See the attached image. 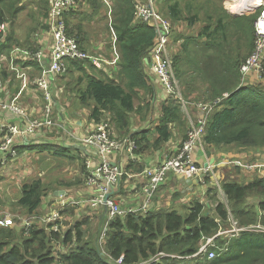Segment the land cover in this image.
<instances>
[{"label": "trees", "instance_id": "16d2710c", "mask_svg": "<svg viewBox=\"0 0 264 264\" xmlns=\"http://www.w3.org/2000/svg\"><path fill=\"white\" fill-rule=\"evenodd\" d=\"M44 1L41 0L39 4L42 5ZM88 1L95 12L106 6L103 0ZM109 1L113 5L112 27L120 54V80L110 78L95 65L88 67L86 61L69 60L68 79L76 86H72L73 91L68 90L85 104H94L93 119L101 121L107 116L115 128L126 132V135L131 134L137 142L138 154L164 148L174 137L173 129L184 133V142L189 128L187 116L181 102L169 95L161 104L162 114L156 127L145 133H132V113L140 114L143 110L142 106L135 105L136 100L142 101L149 96L146 107L150 108V100L155 93L147 66L150 61L147 62L146 58L150 59L157 30L152 24L137 18V0ZM22 2L0 0V23L10 22L13 26L22 11L19 6ZM161 2L156 0L155 4ZM157 5L159 12L173 24L187 22L194 29L197 23H205L199 34L184 38L181 49L182 52L184 48L188 49L187 57L180 54V49L172 58L186 99H190L189 92L196 91L185 78L190 71L207 74L214 90L212 94L201 96L205 101L223 97L224 92L229 94L209 117L203 137L205 146L264 148V66L257 85H244L246 81H243L241 71L242 64L255 46V21L260 11L235 16L224 7L223 0H164L162 5ZM72 15L65 16L67 31L80 44L82 42V48L85 49L87 37L82 29L74 27ZM4 35L0 32V42L5 38ZM190 45L199 47L203 54L202 64L201 60L198 65L189 61V56L194 53ZM5 49L6 45L2 47V50ZM213 59L217 60L214 61L216 65L207 71V64ZM194 99L200 100L199 96H194ZM209 185L213 187L209 188L208 194L216 204L215 215L212 211L207 214V204L195 199L190 206L182 208V212L177 209H159L149 211L146 216L118 217L109 224L105 243L100 240L101 228L95 236L89 237L84 232L83 222H77L64 235L48 233L37 227L30 236H25L24 231L15 227H0V264H116L122 254L125 255V264H138L162 252L166 256L153 264H169L171 256L175 255L184 257L178 259L200 257L201 264H264V231L259 230L242 231L239 237L231 240L220 235L208 246L206 253L197 255L208 238L215 237L220 230L231 228L232 217L239 227L257 223L264 225L263 178L251 183L245 180L225 181L220 183V187L210 181ZM160 188L161 185L156 192ZM220 189L227 203L221 201ZM47 191L42 179L26 183L22 186L17 203L33 214L40 207ZM256 193L262 197L254 205L250 199ZM58 241L63 245L60 248L55 246ZM55 251L62 254L57 257ZM212 251L216 253L214 258L209 257Z\"/></svg>", "mask_w": 264, "mask_h": 264}, {"label": "crops", "instance_id": "0c3cea01", "mask_svg": "<svg viewBox=\"0 0 264 264\" xmlns=\"http://www.w3.org/2000/svg\"><path fill=\"white\" fill-rule=\"evenodd\" d=\"M28 0H23V2L19 5L21 10L25 7V2ZM33 5H36L38 0H31ZM105 7L103 6V10L98 9L95 10L90 6V2L88 0H79L77 7L72 10L67 15H72L73 19L72 22L74 27L77 29H82L87 37L86 46H90L93 53H96L100 56H103L109 60H113L116 58V52L119 55L117 65H106L104 69L98 68L99 71L104 72L110 78L118 79L119 77V65H120V54L117 49V43L114 42V35L112 29L113 19L111 18V13L113 10V5H108L105 0ZM109 1V0H107ZM142 1V0H137ZM136 1V2H137ZM110 2V1H109ZM156 2V0H155ZM164 0L161 3H157L162 5ZM41 3V0L39 1ZM111 3V2H110ZM226 3V1H225ZM157 4L156 7L158 6ZM224 7L235 16L242 15L240 13H236L233 11L229 4H224ZM39 12L32 9L31 13L35 16L36 20H43V23L39 24V22L34 26L31 24L29 26L28 31L24 32L21 24L16 19L13 26L9 22V30L6 37L0 42V87L3 91L0 92V99L1 100H9L12 99L14 96L21 92L23 88V80L19 78L14 70L11 69L12 66H16L19 69H23L29 77L30 83L26 89L21 93L20 101L23 105L31 112V116L35 117H42L44 114V98L42 96L41 90L34 86L32 80L34 76L41 72V68L43 65H48L51 58V50L53 45V37L49 30L48 25V12L50 3L49 0H45L42 5L37 4ZM86 10V11H85ZM89 11V13L87 12ZM245 14V13H243ZM66 15V17H67ZM65 17V18H66ZM113 17V16H112ZM165 17V16H164ZM166 18V17H165ZM110 19L109 23L105 24L103 35L104 39L100 42L91 43L90 37L93 38V32L90 30L92 23L98 21L107 22ZM167 19V18H166ZM140 20V19H139ZM169 20V19H168ZM170 21V20H169ZM172 26V34L171 40L179 41L180 49L184 42V38L191 36L194 34V30L198 28V25L205 23H197L196 27L193 29L189 26L187 22H180L179 24H173L171 21ZM42 25V26H41ZM34 26V27H33ZM44 26V27H43ZM202 29V28H201ZM176 31V36H173V32ZM200 32V31H199ZM199 32L197 34H199ZM179 35V39L177 37ZM93 40V39H92ZM98 40V39H96ZM117 41V40H116ZM171 44V41H170ZM169 44V52L171 54ZM6 45V49L2 50V47ZM81 42V46H82ZM17 46L35 49V50H42L44 52L45 58L41 62L36 61H25L21 58H16L11 54V50ZM98 46V47H96ZM96 47V48H95ZM95 49V51H93ZM187 50L184 48V51L181 52L182 56L187 57ZM176 51V49H174ZM180 51V50H179ZM178 51V52H179ZM90 52V51H89ZM177 52V53H178ZM176 53V54H177ZM151 57V54H150ZM15 60V63L12 61ZM149 77L154 84L155 93L154 96L151 97L150 100V108L145 109L142 115H137L136 113H132V133H145L148 130H153L154 127L159 123V118L162 114L159 109H161V104L168 98V94L164 91L163 85L161 81L157 78V76L153 72L152 62L147 65ZM72 72V71H71ZM70 72V73H71ZM201 79L199 87L196 89L197 92H189L188 95L190 99H194V96L204 95V94H212L214 88L212 84H210L209 78L206 77L207 74H201L200 72L197 73ZM115 75V77H113ZM63 77L60 82L57 80ZM57 77L53 83V93L56 99V106H55V117L58 118V121L61 122V125L58 127L56 132H52L53 139H47L45 141H39L38 136L28 138V141L20 142L17 146L18 157L21 156V152L23 153L24 158L29 155L28 151L26 150L29 147H36L38 146L39 151H46L49 154H57V150L59 148H64L67 150H75L77 152V166L76 168L71 170L70 178L67 184L64 185L65 188L61 189V181H52L46 182L45 178L48 175V171L44 169H38L37 176L35 179L29 181V179H25L24 182H17L16 185L9 186L6 185L7 179L10 178V171L12 167L17 163L19 158H13L12 155L8 156V162L5 166L0 167V209L7 210L10 213L17 215V221L23 223L26 219H34L35 226L34 228L39 227L40 229L46 230L48 233H60V235H64L69 229L73 228L76 225V222H83V228L88 229L89 227L94 230V232L99 231L100 228L102 229L100 234V240L106 241V238H102V234L106 229V222H107V212L104 210L98 213L99 210L93 211L91 208L85 206H78V207H68L60 211V217L57 221L52 222L45 220L43 217L46 215H51L53 212L59 211V197L60 192L66 191L70 196L74 198H86L92 196L95 191L93 188L89 186L87 183L86 175H87V165L86 161L87 158H93L95 161H99L98 154L93 152L88 148L89 154L84 149L83 145L79 144L77 140L75 141V136L77 135H88L92 132L96 122H109L107 120V116H104L101 121H97L92 118V110L94 108V104H85L80 97H78L75 93H72V86H76V83H72L70 81L69 75L67 76H60ZM68 79V80H67ZM255 76V74L248 75L246 80V84L248 86L257 85L260 81ZM61 84V85H60ZM70 89V90H68ZM39 93L41 98H39ZM61 93V94H60ZM226 93V92H224ZM183 94V93H182ZM65 97H69L68 104L69 108H67L64 104H61L60 99L64 103ZM149 97V96H147ZM200 100L202 99L199 96ZM207 99V96H206ZM197 100L195 102H190L191 106L189 108H185L186 116L188 120V124L191 126L192 122L197 120L199 109L197 107ZM205 101V99H202ZM210 101V100H206ZM139 101L136 100L135 105L139 106ZM76 104V105H75ZM73 106V108H72ZM191 109V110H190ZM159 112V115L157 113ZM12 117L9 118L7 114L0 110V122L3 121H15ZM63 123V124H62ZM112 125V124H111ZM58 131V132H57ZM116 132L121 137H124L126 132L119 131L116 128ZM174 137L171 139L170 143L167 144L164 148L159 151H147L143 152L142 154L135 153L131 154L128 150V147L122 148L119 152L115 153L111 156L113 162L118 164L123 169V176L119 183L112 187L111 196L114 198L118 203L128 206H140L146 199V192H145V185L147 183V179L144 176V171L147 168L154 167L160 161L164 160L167 155L175 153L181 143L184 140V133L180 132L179 130L173 129ZM51 135V136H52ZM57 135V137H54ZM131 134H128L127 137H131ZM1 136V134H0ZM62 136L64 141H62ZM132 138V137H131ZM133 139V138H132ZM135 140V139H133ZM39 141V142H38ZM45 148V149H44ZM26 151V152H25ZM53 158L52 156H49ZM55 158V157H54ZM197 161L201 164L206 162L214 163L216 174L219 177L220 183L225 181H236V180H245L246 182H253L257 178H262L259 170L257 169H247L245 167L235 165L233 162L239 161L242 164L246 163H264V148L262 147H249L243 148L237 145H228L224 147H212L208 148L203 143L199 145L197 152H196ZM66 166V165H65ZM55 170H57V164L54 165ZM43 174H46L44 177ZM42 179L43 183L48 189V193L44 196L43 201L40 207L33 213H28L25 208L20 206L17 202L19 201L21 194H22V186L26 183H31L35 180ZM209 180L206 185H201L197 178H189L184 177L181 175H176L174 173H169L164 182V184L160 190L163 192L157 197H154L150 205L149 211H155L159 209H177L182 212V208L190 206V203L195 199H199L201 202L207 204V214L215 215V202L210 199L208 194L210 187ZM214 182V181H212ZM47 183V184H46ZM215 183V182H214ZM161 184V185H162ZM221 189L219 190V192ZM218 194V193H217ZM221 196V192L219 193V197ZM222 197V196H221ZM262 195L254 194L251 196L250 201L257 205L260 201ZM221 199V198H220ZM221 201H224L221 199ZM249 201V203H250ZM227 203V200L224 201ZM11 207V208H9ZM210 210V211H209ZM259 214L262 215V210L259 209ZM232 216V214H231ZM96 222L97 226L94 225ZM58 226L59 230L57 231L55 227ZM94 226V227H92ZM18 227V226H17ZM15 227V228H17ZM10 228V227H5ZM33 228V229H34ZM32 229V230H33ZM24 231L25 236H30V233H27L24 228H21ZM20 230V231H21ZM258 231V230H255ZM96 235V234H95ZM94 236L91 234L89 237ZM225 237V236H224ZM230 240L234 237L226 236ZM228 240V241H230ZM55 246L57 245L55 242ZM226 246V244H224ZM68 252V251H66ZM203 255V254H202ZM172 259L170 260H178L177 257L171 256ZM184 264H188L189 259L185 258ZM172 264L171 261L168 262ZM179 264V263H175Z\"/></svg>", "mask_w": 264, "mask_h": 264}, {"label": "built area", "instance_id": "2783aa9c", "mask_svg": "<svg viewBox=\"0 0 264 264\" xmlns=\"http://www.w3.org/2000/svg\"><path fill=\"white\" fill-rule=\"evenodd\" d=\"M108 5L111 3L105 0ZM79 0H49V17L48 25L53 37L51 58L48 65H43L40 74L34 76L32 83L42 92L44 98V114L42 117L31 116V112L20 101L22 92L30 83L28 74L16 66H12L19 78L23 80L21 92L9 100L0 99V110L3 111L15 121L0 122V167L8 162V156L18 157L16 145L20 142L28 141V138L34 136H46L52 134L61 125L58 118L55 117L56 99L53 93V83L58 76L65 75L68 70L69 60L90 61L97 68L104 69L106 65H117L119 55L116 52V58L109 60L96 53L83 49L77 38L70 35L67 31L66 14L74 10ZM233 11L236 13H253L260 11L255 21V46L251 54L241 66L243 81H246L248 75L255 74L261 80L264 66V0H227ZM235 7V8H233ZM135 15L138 19L148 22L155 26L157 38L154 48L151 52V62L154 74L161 81L164 91L172 98L177 99L184 106L185 102L182 97L180 81L175 73L172 56L169 55V44L171 41L172 26L168 19L159 12L155 5V0L137 1L135 5ZM8 24L0 23V32L6 34ZM114 42L117 40L116 33L112 27ZM11 54L16 58L25 61L41 62L45 56L42 50L15 47ZM15 63V60H12ZM0 64V68H1ZM3 91L0 87V92ZM225 93L223 97H218L213 101L197 102L199 114L197 120L192 122V126L187 132V139L182 143L175 153L167 155L164 160L160 161L154 167L147 168L144 176L147 179L145 185L146 199L140 206H121L111 196L112 187L117 185L123 176V169L113 162L111 156L119 152L122 148L128 147L131 154L135 153L137 148L136 141L131 137L124 139L116 138L111 134L112 125L109 122H96L92 132L88 135H77L75 141L81 144L89 154L90 150L98 154L99 161L93 158H87V183L94 189L95 193L86 198H74L66 191L60 193L59 206L60 210L46 215L43 218L55 222L60 217V211L68 207L87 206L93 211L101 208L107 212L106 229L102 238L106 237L109 224L113 219L126 217L128 215H144L149 213L150 205L153 200V194L159 188L169 173L181 175L189 178H197L201 185H206L209 180L214 181L219 187V177L215 171L214 163L206 162L201 164L197 161L196 152L199 145L203 144V137L209 122V117L213 114L223 101L228 97ZM63 124V123H62ZM90 148V150H88ZM83 149V151H84ZM235 165L247 169L259 170L264 179V163H246L239 161L233 162ZM109 197V198H108ZM17 215L7 210L0 209V227H17L20 223L17 221ZM36 218V217H35ZM26 219L21 223V227L27 233L35 226L34 219ZM232 226L228 230H220L215 237L208 238L206 243L201 247L197 255L201 256L208 251V246L213 240L220 236L239 237L242 231L259 230V226L239 227L235 219H231ZM55 229L58 231L59 227ZM102 243L104 241H101ZM166 256L165 253H159L154 257L142 260L138 264H153ZM184 258L181 256H177ZM214 251L209 253L210 258H214ZM116 264H125V255L122 254Z\"/></svg>", "mask_w": 264, "mask_h": 264}, {"label": "rangeland", "instance_id": "374dc122", "mask_svg": "<svg viewBox=\"0 0 264 264\" xmlns=\"http://www.w3.org/2000/svg\"><path fill=\"white\" fill-rule=\"evenodd\" d=\"M39 1H37L36 5H33V2L31 0H28L26 1L24 4H25V7L24 9L21 11L20 13V16L18 18V21L19 23L21 24L24 32L28 31L29 29V26L31 24H34V26L39 22V24L43 23L44 19L43 20H39L35 18V16L32 15L31 13V10L34 9L36 10L37 12H39V9L37 7V4L39 6ZM225 1L227 2V0H223L224 4ZM157 8V7H156ZM235 8V7H233ZM158 10V9H157ZM86 11V10H85ZM159 11V10H158ZM89 13V11H87ZM112 13H111V18L113 19L112 17ZM106 23H109L110 25V19L109 21L107 22H104L103 20L102 21H98V22H95V23H92L91 27H90V30L93 32V38L90 37V41H92L91 43H94L95 45H97L96 43L100 42L102 39H104V35H103V31H104V27H105V24ZM200 23H203V22H200ZM33 26V27H34ZM42 26V25H41ZM44 27V26H43ZM203 27V24H200L198 25V28L194 30V34H197L201 28ZM112 30V29H111ZM176 31L173 32V36H176ZM93 39V40H92ZM98 39V40H96ZM234 39V38H233ZM180 44L181 42L179 41H173V39L171 40V44H170V50H171V54L169 53L170 56H172V58L174 57V55H176V53L180 50ZM88 49H91L90 46H86ZM98 47V46H96ZM95 47V48H96ZM189 48H191V50H193V54H191L189 56V61L190 62H194L196 65H198L199 61L202 59L203 57V54L199 51V47L196 45H190ZM86 49V48H85ZM174 49H176V51H174ZM87 50V49H86ZM92 50V49H91ZM91 50H87V51H90L92 52ZM93 51H95V49H93ZM250 55V54H249ZM248 55V56H249ZM247 56V57H248ZM214 61H217L215 59L209 61V63L207 64V71L209 69H212L216 64L214 63ZM87 62V66L89 67L90 65H94L92 62L90 61H86ZM201 64H202V60H201ZM222 65V64H221ZM98 69V68H97ZM68 73H69V70L68 72L63 75L64 77L67 75L68 76ZM76 75H78V72L75 73ZM72 74L70 75V79L72 78L71 77ZM60 77V76H58ZM115 77V76H113ZM63 77H60L57 82H60L62 81ZM186 81L187 82H190L191 83V88L192 89H197L199 87V84L201 82V79L198 75H197V72H194V71H190V73H187L186 76ZM179 79V78H178ZM60 80V81H59ZM68 80V79H67ZM180 81V80H179ZM61 85V84H60ZM180 87H181V84H180ZM182 88H183V84H182ZM182 91V90H181ZM197 92V90L195 91ZM61 94V93H60ZM182 94V93H181ZM199 96L201 97L202 95L199 94ZM182 97H183V100L185 102V105L183 106V109L185 110V108H189L191 106L190 102H195L197 100H194V101H191V99H186L184 97V95L182 94ZM39 98H41V95L39 93ZM62 99H60V102L61 104H64L67 108H69V105L67 102H68V99L69 97H65V100H64V103L62 102ZM149 100V97L142 101L138 100L139 101V107L142 106L143 110H141L142 112L140 114H137V115H142L144 110L145 109H148V107H146V102ZM201 101H204V100H200L199 102ZM76 105V104H75ZM73 108V106H72ZM191 110V109H190ZM159 111H161V109H159ZM186 112V110H185ZM157 115H159V112L157 113ZM192 126V125H191ZM112 130H111V134L113 133V136L116 137V138H121V139H124V138H127L128 135H125L124 137H121L120 135L117 134L116 132V128L115 126L112 124ZM58 129V128H57ZM190 129V125H189V128L188 130ZM56 132V131H54ZM58 132V131H57ZM188 132V131H187ZM52 134L50 135H46V136H40L39 137V141H45L47 139H53V135L51 136ZM54 137H57V135H55ZM38 141V142H39ZM62 141H64V138L62 136ZM136 150L138 149V145H137V142H136ZM180 147V146H179ZM45 149V148H44ZM29 153V155H27L25 158L23 156V153L21 152V156L18 157L19 160L17 161V163L12 167L11 171H10V178L7 179L6 181V185L9 186V184L11 186H14L17 184V182H24L25 179H29V181L33 180L36 178L37 176V170L38 169H44V170H47L48 171V175L47 177L45 178V181L46 182H49V181H52L53 183H55V181H61L59 183H61V189L62 188H65L64 185L68 183L69 181V178H70V173H71V170L76 168L77 166V159L78 157L76 156L77 155V152L75 150H67V149H64V148H59V150H57V154H49V152H46V151H39V148L38 146L36 147H29L26 149ZM135 150V151H136ZM26 152V151H25ZM49 156H54L53 158H50ZM16 159V158H15ZM57 164V170H55L54 168V165ZM66 165V166H65ZM44 177L46 176V174H43ZM47 184V183H46ZM165 184V183H164ZM162 184L161 187L164 185ZM64 192V191H63ZM163 191L162 190H158L155 194H154V197L157 198ZM222 196V197H221ZM221 196L220 198L223 199L224 201H226V197L224 194L221 193ZM117 202V201H116ZM118 203V202H117ZM120 204V203H119ZM121 206H128V205H123V204H120ZM11 208V207H9ZM72 208V207H71ZM104 211L102 208L98 211V213ZM232 217V216H231ZM233 218V217H232ZM234 219V218H233ZM77 223V222H76ZM97 226V223L94 222ZM252 226H259V229L263 230L264 231V225L261 224V223H257V224H252ZM94 227V226H92ZM95 228V227H94ZM84 232L87 233L88 236H90L91 234H95L97 233L96 231L94 232V230L92 228H84ZM57 245H60L58 248H60L61 246H63L61 244L60 241L56 242ZM62 253L60 251H55V255L57 257H59ZM155 255L151 256V257H154ZM150 257V258H151ZM202 258L200 257H190L189 258V261H188V264H201V261ZM172 264H175L176 262L179 263V264H184V260L182 259H178V260H170Z\"/></svg>", "mask_w": 264, "mask_h": 264}, {"label": "clouds", "instance_id": "9594fccd", "mask_svg": "<svg viewBox=\"0 0 264 264\" xmlns=\"http://www.w3.org/2000/svg\"><path fill=\"white\" fill-rule=\"evenodd\" d=\"M6 23L8 24V30H9V22H6ZM7 33H8V31H7ZM7 33H6L3 37H6ZM17 47H20V46H17ZM21 48H24V47H21ZM13 49H14V48H13ZM13 49H12V50H13ZM12 50H11V51H12ZM150 61H151V57H150ZM17 146H18V145H16V148H17ZM20 227H21V226H20ZM21 228H22V227H21Z\"/></svg>", "mask_w": 264, "mask_h": 264}, {"label": "water", "instance_id": "95a60500", "mask_svg": "<svg viewBox=\"0 0 264 264\" xmlns=\"http://www.w3.org/2000/svg\"><path fill=\"white\" fill-rule=\"evenodd\" d=\"M146 61H147V62H149V61H150V59H149V58H146ZM83 149H84V147H83ZM60 193H63V191H62V192H60ZM108 198H109V197H108ZM17 229L20 231V230H21V227H20V226H18V227H17Z\"/></svg>", "mask_w": 264, "mask_h": 264}]
</instances>
